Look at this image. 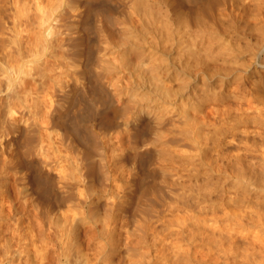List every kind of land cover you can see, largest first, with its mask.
Instances as JSON below:
<instances>
[{
    "label": "bare ground",
    "instance_id": "1",
    "mask_svg": "<svg viewBox=\"0 0 264 264\" xmlns=\"http://www.w3.org/2000/svg\"><path fill=\"white\" fill-rule=\"evenodd\" d=\"M252 64L264 0H0V235L24 242L21 264H116L133 209L167 191L141 208L149 250L134 264H264ZM235 85L250 87L236 109Z\"/></svg>",
    "mask_w": 264,
    "mask_h": 264
},
{
    "label": "rangeland",
    "instance_id": "2",
    "mask_svg": "<svg viewBox=\"0 0 264 264\" xmlns=\"http://www.w3.org/2000/svg\"><path fill=\"white\" fill-rule=\"evenodd\" d=\"M123 6V5H122ZM122 6H119L117 9H119V11L121 10L122 11V9H125L126 10V7H130V5L128 6V4H127V6L126 5H124L123 7ZM122 8V9H121ZM118 11V16H117V18H118V20H116L117 22H116V28L114 27V30H116L117 29V33L119 34V36L121 35V34H124V31L123 30H125V28L124 27H126V26H124L125 25V23H126V19L124 18V20L122 19L123 17H127V16H125L126 14V11H125V13H124V11H122L123 13H121L122 15H123V17L121 18V15H120V12ZM204 13H202V15H203ZM120 15V16H119ZM129 15H131V14H129ZM128 15V16H129ZM116 18V19H117ZM122 20V21H120V20ZM76 21H77V19H76ZM124 24V25H123ZM78 26V33L80 32V33H82L83 32V30L81 29L82 27H84L83 25H81L80 23H78L77 24ZM124 28V29H123ZM82 31V32H81ZM119 31V32H118ZM123 32V33H122ZM93 34V33H92ZM79 35H81V34H76L75 36H79ZM94 36V35H93ZM122 36V35H121ZM98 37H101V35H98ZM97 37V35H96V41H97V43H98V39H101V38H98ZM118 38L117 36H114V38ZM124 37V36H123ZM98 38V39H97ZM114 38H113V40H114ZM115 38V39H116ZM254 39V38H253ZM109 40H112V39H109ZM252 40V39H251ZM255 40H256V38H255ZM251 42V44L254 42L253 40L252 41H250ZM256 42V41H255ZM254 42V43H255ZM253 43V44H254ZM240 51V50H239ZM248 51H246L245 53H247ZM244 53V54H245ZM97 55H99V54H97ZM96 55V56H97ZM245 55H242V57H244ZM99 57V56H98ZM221 66H223V65H221V63L220 64H217L216 65V67H221ZM252 68H251V76L253 77V78H257V79H264V69H261V68H257L256 66H254L253 64H252V66H251ZM245 89V90H244ZM247 89V90H246ZM248 91L250 92V87H245V86H242V85H235V87L232 89V92H233V97L232 98H230V99H225V102H226V104H228V103H230L231 105H232V107L234 108V109H236L240 104H241V102H240V96H243V94H248ZM241 105H243V104H241ZM128 113V114H127ZM126 113V115H124V116H122L121 117V119L122 120H124V121H122L121 119H119L120 121H122V122H124V123H126V121H128L129 119H127V118H130L133 114H134V110L133 109H130L128 112ZM255 114V113H254ZM256 115V114H255ZM127 119V120H126ZM169 127H171V126H169ZM147 129H150L149 127L147 128ZM174 129V128H173ZM98 132V135H99V137H100V141L101 140H103V141H105L103 138H102V136H101V133H100V131H97ZM156 134H158L157 133V130H155V129H153L152 131L150 130V131H148V138L147 137H145L144 138V140H145V143H144V147H146L147 145H149V144H152V140L154 139V137H155V135ZM156 138V137H155ZM126 140H128V138L126 137L125 138ZM150 140V142H149V140ZM73 141V140H72ZM77 142H76V140L74 139V141H73V144L75 145ZM73 145V146H74ZM77 145V144H76ZM75 145V146H76ZM135 147H138V145L136 144V145H134ZM236 147V146H235ZM138 148H140V147H138ZM253 153V152H252ZM251 159H254V161H252V167L251 168H249L250 169V171H249V175H250V177H249V189H250V201H251V205H253V209L254 210H258L257 211V213L258 214H261V215H263L262 213L264 212V168H262V167H264L263 165H262V163L260 162V160L257 158V156L255 155V154H252V156H251ZM256 161V162H255ZM255 176V177H254ZM143 179V181H140L141 182V184L143 183L144 184V182L146 181V179L144 180V178H142ZM141 179V180H142ZM253 179H255V180H253ZM261 179H263V180H261ZM162 181H163V179H161ZM161 180H157V184L159 185H162V183L160 182ZM166 181V180H165ZM263 185V186H262ZM169 190V189H168ZM234 190H237L236 188L234 189ZM169 191H167V194L166 195H170L169 193H168ZM153 196H156L157 198L160 196V198H161V201L162 202H159V198L157 199V201H158V206H159V203H160V207H156L157 206V204L156 205H149L148 204V206L146 205L147 203H145V204H143L142 202V205L145 207V208H151V210H150V212L153 210V211H156V208H157V211H159V210H161V209H159V208H162V206H163V208L165 207V206H167V204H169V199L171 198V196H165L164 194L163 195H157V194H155V192H153V194H152ZM163 196H165L164 198H163ZM164 200V202H166V204L164 203L163 204V200ZM253 201H255L256 203H254ZM263 201V202H262ZM143 202H145V201H143ZM168 202V203H167ZM258 202V203H257ZM254 203V204H253ZM161 204H163V205H161ZM255 204H256V206H255ZM141 205V204H140ZM139 205V206H140ZM165 205V206H164ZM255 206V207H254ZM155 207V208H154ZM260 207V210L258 209ZM141 208H143V207H141ZM140 207H137V208H134L133 210V213H132V215H134V219L135 220H133L134 221V224L133 225H131L130 226V228L129 229H125V230H122V233H123V236H122V239H125L126 237H127V235H130L131 236V240H133L134 241V243L135 244H132L131 245V249H128L127 251H126V253L124 254V257H123V259L121 258V257H117V258H115V263L116 264H134L135 262H138V260L140 259V253L141 252H147L148 250H149V248H148V246L149 245H147L148 243H145L144 242V240H143V236L142 235H144V231L146 230V229H142L143 228V226H142V224L144 225V216H145V214H143L142 212H141V209ZM145 208H143V212H145L144 211V209ZM162 208V209H163ZM159 209V210H158ZM139 212H137V211ZM263 210V211H262ZM136 211V212H135ZM147 211V210H146ZM153 211L151 212L152 214H153ZM260 211V212H259ZM142 214V215H141ZM144 215V216H143ZM139 216V217H138ZM263 217H264V215H263ZM146 218V217H145ZM141 219H143V220H141ZM135 222H137L136 223V225H135ZM140 222V223H139ZM141 224V225H140ZM140 226H142V227H140ZM11 230H14V229H4V233L2 234V236L0 235V264H21V262H22V260L24 259V257H23V255H22V253H21V247H20V245H22L24 242L23 241H21V240H17V236L14 238H11L12 237V235L13 234H11ZM25 232H26V229H23ZM83 230V229H82ZM90 229H84V231H89ZM251 230H253V229H250V231ZM262 231V232H261ZM261 231H259L262 235L264 234V229H262ZM9 232H10V234H9ZM89 233V232H88ZM259 233V234H260ZM258 235V234H257ZM7 236H8V238H7ZM241 237V236H240ZM239 237V238H240ZM88 238V236H86V239ZM136 239V240H135ZM140 239H142L143 241H141L142 243H141V245H140ZM241 240H243L242 238H240ZM249 240H251V238L249 239ZM137 241V242H136ZM145 244H144V243ZM152 242V241H151ZM124 243H125V241H124ZM137 243H139L138 245H137ZM94 245H95V243H94ZM100 245V244H99ZM11 248V250H10V252H7V249H10ZM143 248V249H142ZM259 253V252H258ZM263 254H264V252H262ZM138 258V259H137ZM256 258V257H255ZM121 260H122V262H121Z\"/></svg>",
    "mask_w": 264,
    "mask_h": 264
}]
</instances>
